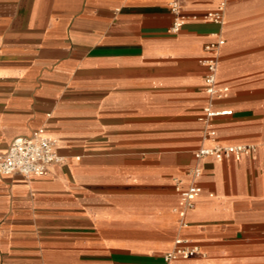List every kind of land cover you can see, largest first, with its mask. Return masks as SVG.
<instances>
[{"label": "crops", "instance_id": "1", "mask_svg": "<svg viewBox=\"0 0 264 264\" xmlns=\"http://www.w3.org/2000/svg\"><path fill=\"white\" fill-rule=\"evenodd\" d=\"M227 1L222 25L173 33L172 0H0V155L43 130L63 158L45 177L0 175V264H163L178 238L197 253L170 264H264V0ZM215 54L230 88L217 143L256 150L202 160L182 226L176 187L214 145L201 117Z\"/></svg>", "mask_w": 264, "mask_h": 264}, {"label": "built area", "instance_id": "2", "mask_svg": "<svg viewBox=\"0 0 264 264\" xmlns=\"http://www.w3.org/2000/svg\"><path fill=\"white\" fill-rule=\"evenodd\" d=\"M183 0H172L171 12L175 19L171 32L178 33L189 20H204L222 25L227 9V0H219L217 7L205 13L201 17L184 15L182 12ZM225 41L217 38V41L206 46V49L215 52ZM208 72L204 79V92L208 97L207 105L203 110L201 121L205 125L204 138L213 141L214 145L201 146L194 153L195 165L188 170L190 182L186 185L179 182L176 189L179 201L175 211L179 214L182 226H185L184 218L188 211L195 207L198 197L202 193L199 180L203 175L202 160L212 158L218 162L234 157L240 159L251 155L256 147L254 145H221L217 143L213 121L216 117L226 115L225 111H217V101L228 96L230 88L218 83V57L216 54L206 61ZM57 141L47 135L43 130H38L29 138L15 139L7 153L0 155V175H21L27 179L38 176L45 177L52 165L60 164L63 158L58 155ZM197 253L196 247H191L187 240L178 238L175 241V249L164 256L163 264H170L178 259H189Z\"/></svg>", "mask_w": 264, "mask_h": 264}]
</instances>
